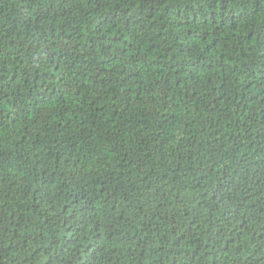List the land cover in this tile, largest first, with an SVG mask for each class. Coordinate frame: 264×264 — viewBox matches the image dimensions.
<instances>
[{"label": "trees", "instance_id": "16d2710c", "mask_svg": "<svg viewBox=\"0 0 264 264\" xmlns=\"http://www.w3.org/2000/svg\"><path fill=\"white\" fill-rule=\"evenodd\" d=\"M0 264H264V0H0Z\"/></svg>", "mask_w": 264, "mask_h": 264}]
</instances>
